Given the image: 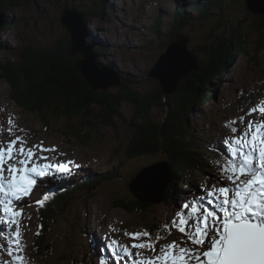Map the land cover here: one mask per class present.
Listing matches in <instances>:
<instances>
[{"label":"rangeland","instance_id":"1","mask_svg":"<svg viewBox=\"0 0 264 264\" xmlns=\"http://www.w3.org/2000/svg\"><path fill=\"white\" fill-rule=\"evenodd\" d=\"M76 7L85 18L83 43L92 54L91 65L100 69L107 68L127 79L134 78L135 84L131 83L129 88L139 92H154L157 87L163 91L169 88L170 85L163 81L161 71L158 70L167 65L162 62V57L167 52L172 53L180 47L187 52L192 51L193 55H190L194 58L195 65L197 64L192 70H196L198 61L208 58L207 49L216 40V36L224 35V31L227 34L237 27L245 32L246 36L241 41H247V53L242 55L239 49L235 51L232 61L211 90L212 99L194 105L187 115V124L192 128L193 138L201 148L207 146L204 151L206 154L217 157L218 154L226 152L225 146L217 141L232 135L224 127L227 122L239 120L240 116L246 115L238 105L247 107L249 102L255 105L264 99V49H259V36L253 28L255 16H264V13L254 12L249 8L247 0H20L17 6L4 13L0 11V65L9 61L13 66H18L24 47L48 46L59 40L64 41L62 39L65 36L70 37L61 22V16L68 9ZM177 11L183 12V18L175 15ZM85 12L91 16L89 19ZM69 16L73 20L72 17L76 15L71 12ZM172 18L175 19L174 23ZM158 22L161 35L150 31L153 26L156 28ZM12 23H15L13 27ZM171 24L177 26L172 41L166 35L170 33L168 27ZM176 38H180L181 46ZM70 52L75 61L84 54L82 51L72 54V49ZM181 53L182 51L178 54ZM116 87L114 85L104 90L115 91ZM118 111L119 114L112 118L113 125L100 120L97 107H92L90 113L84 117L73 116L67 119L63 115L54 117L47 114L41 117L18 105L13 99L10 86L0 77V141L7 142L6 140L22 136L27 139L29 147L43 141L44 148L55 146L57 149V152H44L43 155L51 157V154L58 161L66 158V161L72 160L79 165V168H72L74 174L59 180L53 179L49 181L50 184L49 179L44 178L42 181L48 185L35 187L27 199V206L23 209L25 218L21 226V245L24 250L18 251L15 244L11 245L14 255L27 258L26 264H98L100 259L106 264H114L113 258L109 262L96 255V252L100 253L99 243L106 245V251H111L105 241L110 243L115 237L121 245L124 242L130 247L132 243L139 241L125 236V230L138 232L148 229L152 232L172 221L179 210L178 205L201 195V187L213 184L220 186L215 179L218 174L209 168L205 174H197L191 178L193 187L187 188L172 202L162 203L164 194L150 188L152 179L149 177V168L155 167L162 159L161 153L127 156L126 152L141 142L135 134L138 128L160 125L165 116V108L152 105L148 115L143 118L141 114L134 112V106L127 101H121ZM248 118L264 119L259 113ZM9 119L13 122L11 125L8 123ZM235 126L241 129L244 127L242 124ZM9 128L12 135H9ZM18 129L24 131L20 132ZM85 135L88 138L86 142L83 138ZM209 144L216 148L215 152L209 151ZM60 153L65 155L60 156ZM145 166L148 167L141 172L144 178L140 182L145 187L144 195L152 198L151 203L137 200L129 190V185L134 186L129 181L139 180L136 173ZM157 167L158 174L166 176L164 168L159 170ZM88 180L91 183L94 180L97 185L89 183L85 186L77 183ZM50 187L57 188L58 193H64L61 203L67 204L69 208L65 206L67 208L64 210L63 206L58 205L52 207L53 212L56 211L59 215L51 217L49 252L41 250V253H36L33 251V247H36L33 239L40 222L35 201L43 199ZM56 198H48L46 207L49 203L55 204ZM118 202H129L148 210L140 213L129 212L116 207ZM28 216L31 218L28 219ZM109 226L118 231H112ZM170 231L167 242L186 239L176 227H172ZM83 233L89 237L91 244L87 243ZM94 234L100 240L98 244L92 238ZM0 244L4 245L0 248V264H13L7 254L8 237L0 238ZM93 247L95 254L91 251ZM141 251L147 252V256L152 255L149 250ZM125 259L126 257H120L117 264H133L128 258L127 261Z\"/></svg>","mask_w":264,"mask_h":264},{"label":"snow or ice","instance_id":"2","mask_svg":"<svg viewBox=\"0 0 264 264\" xmlns=\"http://www.w3.org/2000/svg\"><path fill=\"white\" fill-rule=\"evenodd\" d=\"M240 95L243 97V93ZM237 107L246 115L224 125L232 135L217 143L223 144L226 152L221 154L222 158L209 161V167L219 173L215 179L220 186L201 187V195L178 205L172 221L152 232L125 230V236L139 241L130 247L121 245L115 237L110 243L106 240L114 254L132 258L133 264H264V119L248 118L256 113L264 117V99L255 105L249 102L247 107ZM8 123L13 122L9 119ZM237 124L244 127L241 129ZM8 132L12 135L11 128ZM208 148L216 151L212 144ZM44 152H57V149L55 146L44 148L43 141L29 147L22 136L0 141V238L8 237L7 254L13 264H26L27 258L14 255L11 245L15 244L18 251L24 250L21 245L23 209L38 181L59 180L74 174L73 167L79 168L72 160L53 163ZM49 195L54 193L49 191L35 203L43 206ZM172 227L186 239L167 242ZM141 250H149L152 255L144 256ZM98 264L106 262L100 259Z\"/></svg>","mask_w":264,"mask_h":264},{"label":"trees","instance_id":"3","mask_svg":"<svg viewBox=\"0 0 264 264\" xmlns=\"http://www.w3.org/2000/svg\"><path fill=\"white\" fill-rule=\"evenodd\" d=\"M18 2L20 0H0V11L4 13L13 6H17ZM221 4L222 2L219 7ZM177 12V15L183 18V12ZM85 14L88 19L91 17L87 12ZM175 18L177 19V17ZM255 19L253 28L258 33L257 44L262 50L264 49V16L256 15ZM174 20L172 18L171 21ZM159 22L156 23V28L153 26L150 29L153 34L161 35ZM14 24L12 23L11 26L13 27ZM176 27V24H171L168 27L170 33L166 35L171 41L174 39V33L177 32ZM223 34L216 36L214 38L216 40L207 49L208 58L203 61L199 60L198 69L190 70L181 77L172 92L163 91L159 87L154 92H139L130 89L129 85L135 84L134 78L127 79L119 74L121 83L117 85L115 91L91 89L76 69L75 59L70 52L71 40L69 36H65L62 39L64 41L59 40L48 46L24 47L21 52V63H18V66H13L9 61L3 63L0 65V77L10 86L13 99L18 105L41 117L46 116V114L54 117L63 115L67 119L73 116L83 115L82 117H84L90 113L92 107H97L100 120L108 122V125H113L111 124L112 118L119 114L118 109L121 101H127L134 106V112L137 115L141 114L142 117L148 115L152 105L164 107L165 116L160 125L138 128L135 134L137 138L141 139V142L132 147L133 153L129 151L126 152V155L136 154V156H140L155 152L161 153L162 161L169 164L173 179L176 181V179L181 178V183H183L188 181L190 171L205 172V169L209 167L199 157L202 156L199 151V144L193 138L194 134L189 130L187 115L192 111L194 105L212 99L211 90H213V86L217 85L218 78L232 61L235 51L239 49L242 55L247 53V41H241L246 34L241 31V28L232 29L227 34L224 31ZM101 51L103 52V50ZM83 138L85 142L88 139L87 135ZM200 160L204 161L202 162L203 166L197 168L196 165L201 162ZM84 182L81 181V185L86 186L91 183L89 180ZM167 185L166 196L168 191L172 193L175 183L171 181ZM62 195H55L58 196L54 201L55 204L49 203L44 210L38 212L40 227L34 236L35 252L40 251L41 253V250L49 252L51 245L49 239L50 222L53 219L51 217L57 213L56 211L53 212L52 207L54 205L63 206L60 202L63 199ZM166 196V200L170 202V197L167 198ZM116 204V207L126 209L129 212L140 213L148 210L129 202ZM38 232L39 235H37Z\"/></svg>","mask_w":264,"mask_h":264},{"label":"water","instance_id":"4","mask_svg":"<svg viewBox=\"0 0 264 264\" xmlns=\"http://www.w3.org/2000/svg\"><path fill=\"white\" fill-rule=\"evenodd\" d=\"M247 3L249 8H252L254 12L256 11L264 13V0H247ZM74 10L75 9H68V11H66L64 15L61 16V22L65 26L66 30L70 33L72 54L76 51H82L84 53L81 59L75 61L78 73L82 76L83 80L93 89H106L107 87L118 85L120 82L116 74H114L107 68L100 69L98 66L91 65V63H93L92 54L83 43L85 36L83 29L85 18L75 10L77 12L76 14ZM71 12L75 13L76 15L72 17L74 18L73 20H70L69 14ZM0 14L2 13L0 12ZM83 44L84 47H82ZM180 51H182V53L178 54ZM162 59V62H166L167 65L163 66L162 69L158 68V70L161 71L159 72L162 74L163 81L166 84L170 85L169 88H166L167 92H172L173 90H175V86L179 80L178 78H180L189 70L196 68L194 58L190 55L189 52H187L186 50H182L181 47L178 50L174 49L172 53L167 52L165 54V57H162ZM99 78L102 80H99ZM160 169L161 168H159V170ZM150 170L152 169L150 168ZM156 170L150 173L153 174V179L156 183V186L162 193L166 183L169 182V180H166L164 176L159 175ZM134 183L135 186H130V190L135 195V197H137L139 200H146L148 198H151L144 195L143 190L145 189V187L142 186L141 189L142 184L139 180H136Z\"/></svg>","mask_w":264,"mask_h":264},{"label":"bare ground","instance_id":"5","mask_svg":"<svg viewBox=\"0 0 264 264\" xmlns=\"http://www.w3.org/2000/svg\"><path fill=\"white\" fill-rule=\"evenodd\" d=\"M157 25V24H156ZM91 39H92V37H90ZM90 39V40H91ZM179 39L180 38H176V42H178L179 44H180V46L182 45L181 44V42L179 41ZM186 47V46H185ZM184 49V48H183ZM164 57V56H163ZM195 66H197V64L195 65ZM182 70V69H181ZM183 71V70H182ZM179 81V80H178ZM6 141H8V140H6ZM38 151V150H37ZM224 153V152H223ZM50 158H52V162L53 163H56V162H60V161H66V158L64 159V158H62V160H59L58 161V159L57 158H55V157H53L51 154H50ZM140 156H142V155H140ZM218 157L219 158H222V156L220 155V154H218ZM201 162H199V163H202V162H204V161H202V160H200ZM44 161H41V163H43ZM205 163V162H204ZM157 164H158V167L157 168H164V170H165V173L164 174H166V176H169V182H171V181H173L172 179H170L171 178V171H170V169H169V164H168V162H166V161H162V159L161 160H159V162H157ZM207 164H209V160H207ZM146 167H148V166H145V167H143L142 169H141V172H143V170H145L146 169ZM167 169V170H166ZM149 170H150V168H149ZM148 170V171H149ZM74 172V171H73ZM167 172V173H166ZM166 176H164L165 177V179H166ZM54 180H56L55 178H53ZM53 179H49L48 180V182L49 181H51V180H53ZM152 179V181H154V179L153 178H151ZM92 180V179H91ZM95 180V179H94ZM94 180H93V182L92 183H95L94 182ZM167 180V179H166ZM81 181H77V183H80ZM129 182H132V180H130ZM85 183V182H84ZM48 184H50V182L48 183ZM48 184H45L43 181H38V183H37V185H36V187H39L40 185H48ZM82 184V183H81ZM81 184H78V185H81ZM97 184L95 183L94 184V186H96ZM134 186H135V183L133 184ZM133 186V187H134ZM51 188V187H50ZM66 188V187H65ZM141 189H142V185H141ZM183 188L181 187V185L179 184V183H177V182H175V186H174V189H173V191H172V193L174 192V195L172 196V197H170L169 198V201L170 202H172L173 201V199H175L177 196H178V193H180V191L182 190ZM53 190H58L57 188H51V189H49L48 191H51L52 193H53ZM88 190H90V189H88ZM63 195H64V193H62ZM133 194V193H132ZM56 195H57V193H56ZM180 195V194H179ZM133 196L135 197V195L133 194ZM147 196V195H146ZM53 197H58V196H55V195H49V198H53ZM148 197V196H147ZM43 198V197H42ZM62 198H64V197H62ZM137 198V197H136ZM65 199H67V198H65ZM78 199V198H77ZM135 199V198H134ZM152 198H148V199H146V201H148V202H150V200H151ZM140 201V200H139ZM180 201V200H179ZM61 202V201H60ZM162 202H164V203H169L167 200H166V198H165V196H164V198H162ZM46 203H47V201H46ZM151 203V202H150ZM63 204V207L64 208H67L68 206H67V204H64V203H62ZM69 205H71V204H69ZM65 206H67V207H65ZM46 207V206H45ZM69 208V207H68ZM93 212V211H92ZM57 215H59L58 213H56ZM38 217V216H37ZM89 233V232H88ZM91 233V232H90ZM92 238H94V240H95V242L98 244L99 243V239L95 236V234L94 235H92ZM111 241V240H110ZM168 242H171V241H168ZM123 243V245H126L124 242H122ZM100 245H99V252L100 253H97L96 252V255H99L100 257H103L105 260H108L109 262H112L111 260H112V258H113V260L115 261V263L114 264H117V263H119V259H120V257H122L123 256V254L122 253H119V254H114L112 251H106L105 250V244H103V243H99ZM102 245V246H101ZM104 245V246H103ZM101 247H103V248H101ZM16 251V250H15ZM91 251L95 254V248L93 247L92 249H91ZM143 255H145V256H147V252H145V253H142ZM150 256V255H149ZM115 258V259H114ZM129 260H131L132 262H133V260L131 259V258H128ZM126 261H127V258L125 259ZM125 260H124V262H125ZM123 262V263H124Z\"/></svg>","mask_w":264,"mask_h":264}]
</instances>
